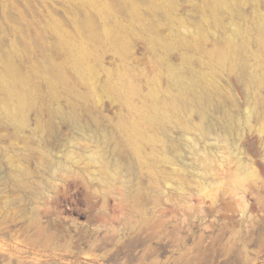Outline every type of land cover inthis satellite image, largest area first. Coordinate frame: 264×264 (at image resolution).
Returning <instances> with one entry per match:
<instances>
[{"label":"rangeland","instance_id":"rangeland-1","mask_svg":"<svg viewBox=\"0 0 264 264\" xmlns=\"http://www.w3.org/2000/svg\"><path fill=\"white\" fill-rule=\"evenodd\" d=\"M222 51L236 71L217 68ZM9 68L46 105H92L110 131L121 116L136 126L150 99L168 94L173 68L205 73L217 93L213 112L203 101L191 116L200 130L173 131V160L154 170L161 192L129 164L145 218L124 219L113 198L106 212L91 209L81 179L64 191L57 174L41 203L13 195L9 207L1 190L0 264H264V0H0V77ZM28 118L21 131L0 124V148L14 155L22 134L61 170L74 161L57 153L60 142L75 150L73 136L98 127L83 114L86 132L57 119V134L34 136V110ZM173 168L179 175L162 176Z\"/></svg>","mask_w":264,"mask_h":264},{"label":"bare ground","instance_id":"bare-ground-1","mask_svg":"<svg viewBox=\"0 0 264 264\" xmlns=\"http://www.w3.org/2000/svg\"><path fill=\"white\" fill-rule=\"evenodd\" d=\"M230 53L222 51L217 68L220 65L228 66L232 71H236L237 67ZM171 71L172 84L168 94L162 100L152 97L149 105L140 110V121L136 126L133 127L126 121V118L121 116L122 118L110 131L107 126L103 125L102 120L93 114L90 108L92 105L81 106L78 102H71L66 109H59L53 103L46 105L41 91L34 89L20 74L9 68L8 75L0 77V124L8 129L21 131L29 126L28 112L34 110L36 113V126L32 130L34 136L46 132L57 134V119L63 123L70 122L73 128L77 127L78 130L82 129L86 132L87 126L81 122L83 114L87 116V119L97 121L98 127L89 136L82 135L79 138L73 136L71 142H76L75 150H69L65 139L60 142L57 153L62 154L61 157L66 156L74 161L72 167L64 170L57 167L55 160L50 158L48 152L44 151L41 146L36 145L35 147L29 142V137H24L22 134H18L17 137L23 147L16 149L13 146L12 150L10 149V152L16 154L5 153L0 148V192L5 190L4 192L7 193L6 205L9 207L15 205V197L10 199L13 195L21 198L23 202L26 199L43 202L47 196V186L57 174L62 177L64 191L68 190L70 180L81 179L87 204L91 206V209L106 212L110 209L109 198H113L116 205L112 210L116 212L119 209L124 219L132 216L145 218L143 213L145 200L131 186L129 164L132 160L137 162L143 176H151L154 179L150 180L151 188L161 192L156 186L160 178L154 170H158L159 162L173 160L168 152L169 143L177 147L173 131L177 128L187 131L200 130L203 120L201 119V123H198L193 121L191 116L196 113V107H198L197 110L202 108L203 103L201 102L203 101H206V111H214L213 97L217 93V88L213 87L205 73L193 69L190 73L174 68ZM78 98L85 99V95ZM217 119L223 121L220 115ZM96 131L100 133L98 137L94 136ZM32 140L35 139L31 138ZM111 143L117 151H109ZM144 143L153 146L151 152L143 151L142 144ZM29 151H33L39 161L37 158L32 159L27 153ZM32 165H34L33 168ZM2 169H5V173H2ZM178 171L173 168L171 172L166 175L163 173L162 176L171 178L179 175ZM48 191L55 192L54 190ZM64 191H57V195ZM100 192H103L101 202L98 201ZM156 201L161 200L156 199ZM1 204L0 200V206ZM192 209L190 207V211ZM34 215H39V212H34ZM113 216L115 217L114 214Z\"/></svg>","mask_w":264,"mask_h":264}]
</instances>
